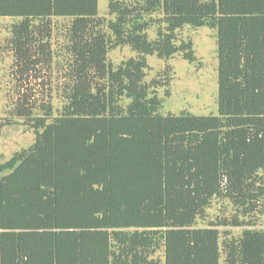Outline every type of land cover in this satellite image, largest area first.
I'll return each mask as SVG.
<instances>
[{
    "label": "trees",
    "instance_id": "1",
    "mask_svg": "<svg viewBox=\"0 0 264 264\" xmlns=\"http://www.w3.org/2000/svg\"><path fill=\"white\" fill-rule=\"evenodd\" d=\"M0 18L20 83L2 125L34 133L0 162V264H264V0H0ZM184 27L215 32L207 115L163 113L170 76L146 81L148 56L197 62Z\"/></svg>",
    "mask_w": 264,
    "mask_h": 264
},
{
    "label": "rangeland",
    "instance_id": "2",
    "mask_svg": "<svg viewBox=\"0 0 264 264\" xmlns=\"http://www.w3.org/2000/svg\"><path fill=\"white\" fill-rule=\"evenodd\" d=\"M108 0H98V14L105 16L107 13ZM13 19L0 18V42L6 36L5 26ZM214 30L201 27L193 29L184 27L178 31V36L190 39L193 42L194 54L197 62L188 63L179 55L170 59H158L155 56H148L146 81L158 78L164 72L170 76L171 80L167 86L169 95H166V87L159 88V95L163 99L162 112H178L185 110L197 115H207L216 111L217 96V59ZM134 53L129 47H118L108 53V59L113 63H119ZM13 59L11 54L0 51V162L9 159L12 154L20 149L29 146L34 139V133L21 124H11L3 126L7 117L8 107L12 100L17 97L16 91L20 86L12 69ZM168 70V71H167ZM46 74L45 71L42 72ZM50 74V72H49ZM53 83L58 80V73L52 71ZM36 82V83H35ZM41 79L28 83L32 85L34 98L41 99L46 96L47 87L41 86ZM54 88V87H53ZM54 91V90H53ZM214 206L208 211L214 217L220 212V203L214 202ZM236 229L235 232H238ZM162 258V254L159 253Z\"/></svg>",
    "mask_w": 264,
    "mask_h": 264
}]
</instances>
